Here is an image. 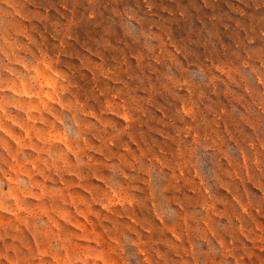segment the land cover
I'll list each match as a JSON object with an SVG mask.
<instances>
[{"label":"rangeland","instance_id":"obj_1","mask_svg":"<svg viewBox=\"0 0 264 264\" xmlns=\"http://www.w3.org/2000/svg\"><path fill=\"white\" fill-rule=\"evenodd\" d=\"M0 264H264V0H0Z\"/></svg>","mask_w":264,"mask_h":264}]
</instances>
